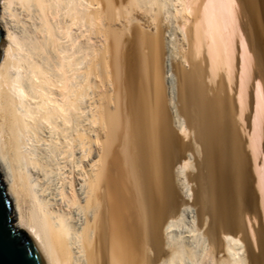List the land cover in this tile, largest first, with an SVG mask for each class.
<instances>
[{
    "label": "bare ground",
    "instance_id": "6f19581e",
    "mask_svg": "<svg viewBox=\"0 0 264 264\" xmlns=\"http://www.w3.org/2000/svg\"><path fill=\"white\" fill-rule=\"evenodd\" d=\"M243 2L253 33L240 0H0V171L47 264H264V0ZM170 18L188 47L164 59Z\"/></svg>",
    "mask_w": 264,
    "mask_h": 264
},
{
    "label": "water",
    "instance_id": "95a60500",
    "mask_svg": "<svg viewBox=\"0 0 264 264\" xmlns=\"http://www.w3.org/2000/svg\"><path fill=\"white\" fill-rule=\"evenodd\" d=\"M0 25V59L4 45ZM0 264H47L33 236L14 222L13 203L7 183L0 171Z\"/></svg>",
    "mask_w": 264,
    "mask_h": 264
},
{
    "label": "rangeland",
    "instance_id": "374dc122",
    "mask_svg": "<svg viewBox=\"0 0 264 264\" xmlns=\"http://www.w3.org/2000/svg\"><path fill=\"white\" fill-rule=\"evenodd\" d=\"M240 7H241V13H240V24H241V26H242V28H243V30H246V32H247V34L248 33H250V32H252L253 33V26H252V23H251V21H250V15H249V12H247L248 11V9H244V8H247L246 6H245V2H243V0H240ZM248 18V19H247ZM169 19V18H168ZM171 19H173V20H175V22H173V21H171ZM177 19L176 18H170V20H165V22H164V26H165V30H164V35L165 36H167V37H165L164 36V38H163V47H164V51H163V57H164V59H165V56L169 53V50L171 49V51H172V53H173V55H176V53L180 50V47H181V49H182V47L185 49V47L187 48L188 47V42L183 38V36L181 35V33H180V30L179 29H177V25L179 24V21H178V23H177V21H176ZM176 23V26L177 27H175V24ZM167 24H168V27H167ZM252 26V27H251ZM252 29V30H251ZM251 30V31H250ZM250 31V32H249ZM166 32H167V34H166ZM170 34V35H169ZM246 34V35H247ZM167 40V41H166ZM165 41H166V44H165ZM169 41V42H168ZM184 41H186V42H184ZM167 44H168V46H167ZM170 48V49H169ZM166 52H167V54H166ZM166 54V55H165ZM202 58V55H200L199 57H198V59L199 60H202L201 59ZM207 63V61H205V64ZM187 66V65H186ZM219 75H221V76H224L225 77V73H224V71L222 70V68L220 69V70H218V73H217V77L219 76ZM250 219V218H249ZM251 220V221H250ZM249 221V223L251 224V228H252V230L255 232V231H259V232H261V231H264V230H262V229H264V225H263V223H261V221L258 219V221L256 220V219H253V218H251ZM261 224V225H260ZM263 225V227L261 228L260 226H262ZM245 226H247V224L245 225ZM247 227H244V228H242L241 230L242 231H240L241 233L240 234H244L243 236H245V234H246V229ZM261 229V230H260ZM257 231V232H258ZM263 235H264V232H261ZM242 238H244V237H242ZM245 240V239H244ZM246 241V240H245ZM247 242V241H246ZM188 258V260H187V258ZM186 258V259H185ZM190 259L191 258H189L188 256H185L184 257V260H183V263L185 262H187L186 264H193V262L192 261H190ZM191 260H193V259H191ZM184 263V264H185Z\"/></svg>",
    "mask_w": 264,
    "mask_h": 264
}]
</instances>
